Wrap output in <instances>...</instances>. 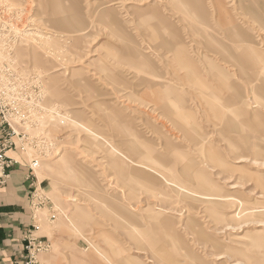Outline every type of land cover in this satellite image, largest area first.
Segmentation results:
<instances>
[{
	"label": "rangeland",
	"instance_id": "374dc122",
	"mask_svg": "<svg viewBox=\"0 0 264 264\" xmlns=\"http://www.w3.org/2000/svg\"><path fill=\"white\" fill-rule=\"evenodd\" d=\"M5 29L54 147L40 264H264V0H0L3 60Z\"/></svg>",
	"mask_w": 264,
	"mask_h": 264
},
{
	"label": "built area",
	"instance_id": "2783aa9c",
	"mask_svg": "<svg viewBox=\"0 0 264 264\" xmlns=\"http://www.w3.org/2000/svg\"><path fill=\"white\" fill-rule=\"evenodd\" d=\"M2 34L6 36L7 43L4 46V60L0 62V188L9 181L14 168H26L27 178L33 179L30 203L37 209L41 199L37 196L35 180L40 159L47 151L54 149L45 135L47 127L40 122L43 109L35 108V103L41 99L43 91L40 88V77L15 69L10 60L13 46L8 37L10 32L5 29ZM33 129L38 130V134L31 138L29 134ZM30 151L36 155L30 161L24 162L18 155ZM13 154L18 155L20 161ZM36 229L33 226L27 231L23 254L14 264H40L39 257L50 252V242L45 237L35 236Z\"/></svg>",
	"mask_w": 264,
	"mask_h": 264
},
{
	"label": "crops",
	"instance_id": "0c3cea01",
	"mask_svg": "<svg viewBox=\"0 0 264 264\" xmlns=\"http://www.w3.org/2000/svg\"><path fill=\"white\" fill-rule=\"evenodd\" d=\"M247 49L245 48V51ZM249 50L246 51L245 60L241 59V55L235 57L222 51L224 53L222 59L225 60L221 62L229 67H243L251 63L250 59L258 61L262 53H258L256 58H251ZM32 181L33 179L27 178L26 168H14L9 181L0 188V264H14V261L23 254L27 231L33 226L36 227L35 212L29 197L33 188Z\"/></svg>",
	"mask_w": 264,
	"mask_h": 264
},
{
	"label": "bare ground",
	"instance_id": "6f19581e",
	"mask_svg": "<svg viewBox=\"0 0 264 264\" xmlns=\"http://www.w3.org/2000/svg\"><path fill=\"white\" fill-rule=\"evenodd\" d=\"M108 4H109V3H108ZM106 5H107V4H106ZM106 7H109V5H108V6H106ZM31 29H32V28H30V30H31ZM0 51H1V52H0V58H1V57H3V54H2V49H1ZM1 55H2V56H1ZM2 60H3V59L1 58V59H0V62H1ZM204 144H205V143H204Z\"/></svg>",
	"mask_w": 264,
	"mask_h": 264
}]
</instances>
